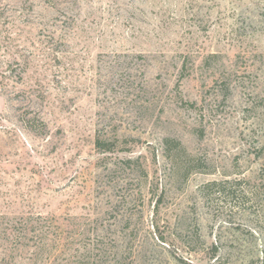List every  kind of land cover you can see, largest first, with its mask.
Returning a JSON list of instances; mask_svg holds the SVG:
<instances>
[{"label": "rangeland", "instance_id": "obj_1", "mask_svg": "<svg viewBox=\"0 0 264 264\" xmlns=\"http://www.w3.org/2000/svg\"><path fill=\"white\" fill-rule=\"evenodd\" d=\"M263 10L0 0V264H264Z\"/></svg>", "mask_w": 264, "mask_h": 264}, {"label": "trees", "instance_id": "obj_2", "mask_svg": "<svg viewBox=\"0 0 264 264\" xmlns=\"http://www.w3.org/2000/svg\"><path fill=\"white\" fill-rule=\"evenodd\" d=\"M261 16L264 18V10L261 12ZM169 138H166V143L168 141ZM102 141H100L98 138H96L95 140V145L99 148L101 146ZM177 144L180 147V142L177 141ZM110 149V148H108ZM206 187V186H205ZM215 187V190H213L212 188ZM208 188V191H207ZM213 190V191H212ZM206 191H207V195L206 198L208 200L213 199V197H217V198H225V199H230L231 201H240L242 198V200L244 201L248 196L250 195L248 193V190H240L238 188H236L234 185H224V182H218V181H212L210 183H208L207 187H206ZM213 195V196H211ZM40 216L33 218V217H20V219L15 220V222H13L12 220H8L5 224L6 227L5 229L2 231V234L5 235V237L7 238V243L9 242V238L12 235V230L16 231L15 237L13 238V243L11 245V247L9 249H4L3 254L7 255V254H11L10 257H13V250L17 249L18 245L21 244H27L26 242H22L20 239L21 238H26L28 241H31L33 243V245L35 246V248L38 245H44L47 246L48 244L44 241H42L43 238H45L46 235L43 231H42V223L40 221L43 222V218H39ZM9 236V237H8ZM13 237V236H12ZM40 243V244H39ZM28 245V244H27ZM12 251V252H11ZM3 255V256H4ZM2 262L7 264V260H5V258H2ZM223 264H226L225 262H223Z\"/></svg>", "mask_w": 264, "mask_h": 264}]
</instances>
